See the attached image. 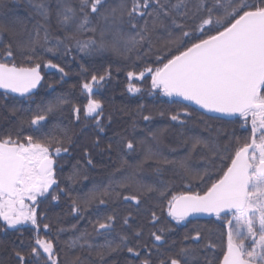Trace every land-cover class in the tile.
Segmentation results:
<instances>
[{
	"label": "snow or ice",
	"instance_id": "6c2138e0",
	"mask_svg": "<svg viewBox=\"0 0 264 264\" xmlns=\"http://www.w3.org/2000/svg\"><path fill=\"white\" fill-rule=\"evenodd\" d=\"M97 58L103 72L88 66ZM71 64L77 83L33 109L42 69L63 84ZM121 72L122 96L183 106L106 105L98 97ZM0 89V264H264V0H0ZM197 110L242 131L202 117L197 131ZM157 115L167 126L153 129ZM97 156L119 161L104 181L89 176ZM62 200L75 222L55 211ZM205 215L226 247L188 228Z\"/></svg>",
	"mask_w": 264,
	"mask_h": 264
},
{
	"label": "trees",
	"instance_id": "16d2710c",
	"mask_svg": "<svg viewBox=\"0 0 264 264\" xmlns=\"http://www.w3.org/2000/svg\"><path fill=\"white\" fill-rule=\"evenodd\" d=\"M14 10L16 11L17 14L19 15H25L23 7H16L13 5ZM88 66L90 70L96 71V72H103L104 68L107 66V61L103 60L101 58H97L95 60H88L87 61ZM79 73V67L77 64H71L70 66V71H69V77L66 78V82L63 84L58 83L60 79V74L57 73L54 69H42V75L44 76V80L42 82V85L36 90V95L34 96V101L31 106L33 109L36 108V105L40 103L41 101L47 102L48 100H51L54 98L55 95L60 94L62 92H67L69 89L72 88L74 84L77 83V76ZM117 79L119 80V83H117ZM150 83V77L147 81H145V87ZM48 84H52L55 87V91L52 89H49L47 87ZM124 84V73L121 72L119 77L117 78L116 76L113 77L112 83L107 86L105 90H102L98 98H102L105 100L106 105L108 101L112 100L113 96H115V104L116 105H121V104H127L132 108L133 110L136 108L138 103L143 102L144 104L147 105V107L153 111L156 112L158 109H170V108H176L179 109L183 105L181 103H176V104H171L169 101L173 98H168L164 96H149L147 92L145 91L143 96L137 95L136 97L129 98V96L121 95V89L123 88ZM1 93V92H0ZM16 106L17 107H24L27 108L29 106V102L25 100L24 98L17 97L16 98ZM79 101H84V98L80 96L79 91L77 90L75 93V99L74 102H79ZM186 103V102H184ZM195 107V106H194ZM198 108V107H197ZM67 115V113H66ZM194 116L196 117L195 120H193L190 123V127H193L197 131L203 130V125H198L197 121L202 117L204 120H206L210 125L212 126H219L223 124L224 128L227 130H232L235 128L238 132V134L242 131L239 127L238 124H232L228 123L227 121H219V120H210L208 115H203L201 110H197L194 112ZM68 121H65L67 123ZM168 121L166 117H159L158 115L156 116L155 120L153 121V129L159 128V127H165L167 126ZM5 125V121L2 118V114H0V129H2ZM142 129H144V124L141 122L140 128L137 129V132L139 133ZM131 131V130H130ZM146 131V130H145ZM246 134V133H245ZM111 135V133H109ZM138 138H143L142 136H138ZM86 137H81L80 141L78 143H83L85 142ZM170 147H178L175 143V137L172 132L169 133L168 137L165 139V153L169 154L168 149ZM138 153H140V150L138 149ZM142 154V153H140ZM76 155V154H74ZM170 155L172 156H182L184 155L183 149H179L175 153H171ZM139 157L137 155H133L128 157V162L130 164H133L136 162V160ZM96 160L98 161L97 167L95 169H91L89 171V176L95 178L97 181H104L105 177L107 176L108 172H110L114 166L119 165V161L116 160L115 156L112 157V161L114 163H109V158L107 156L104 157H96ZM73 163L75 162L74 160L72 161ZM61 164L65 165V170L63 173L58 172V178L62 181L61 186H64L63 181L67 178L68 176V160L65 158L64 160L60 161ZM151 170L150 169H145L144 175L146 178L149 177ZM93 187V184L90 181H85L82 184H79L76 186V191L73 193V195H83L85 194L89 189ZM176 190L177 191H183L184 188L180 184L179 181H176ZM48 206L47 202L43 203L40 205L41 209H44ZM56 212H61L63 211L64 216L63 219L67 223H73L75 222L73 217L68 215V207L65 201H61L60 205L55 209ZM200 226L202 228H209L215 230V236L213 237L218 244H221L222 246L226 247V237H221L219 235V227L218 223L215 222V218L211 219H204V220H192V223L188 225V228H191L193 226ZM87 226L86 221H81L80 223V228L83 230ZM90 230V229H89ZM186 229L183 227H180L177 229V234L174 238H178L180 234H182ZM147 238V235H145V239ZM68 239V234H64L61 237V241L63 242L64 240ZM217 252H219V249H217Z\"/></svg>",
	"mask_w": 264,
	"mask_h": 264
},
{
	"label": "water",
	"instance_id": "95a60500",
	"mask_svg": "<svg viewBox=\"0 0 264 264\" xmlns=\"http://www.w3.org/2000/svg\"><path fill=\"white\" fill-rule=\"evenodd\" d=\"M4 90L0 89V92L3 93ZM15 95V94H13ZM187 103V102H186ZM195 107H198V106H195ZM213 217H209V216H200V217H197V218H191L192 220H204V219H211Z\"/></svg>",
	"mask_w": 264,
	"mask_h": 264
}]
</instances>
